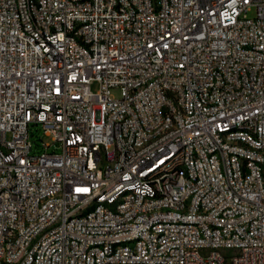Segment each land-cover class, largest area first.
Listing matches in <instances>:
<instances>
[{
    "label": "built area",
    "instance_id": "1",
    "mask_svg": "<svg viewBox=\"0 0 264 264\" xmlns=\"http://www.w3.org/2000/svg\"><path fill=\"white\" fill-rule=\"evenodd\" d=\"M0 264H264V0H0Z\"/></svg>",
    "mask_w": 264,
    "mask_h": 264
},
{
    "label": "rangeland",
    "instance_id": "2",
    "mask_svg": "<svg viewBox=\"0 0 264 264\" xmlns=\"http://www.w3.org/2000/svg\"><path fill=\"white\" fill-rule=\"evenodd\" d=\"M92 88L94 91H96L98 89V83H94L92 85ZM115 93L118 92L116 91ZM29 131H30V139L33 144V149L31 151V154L39 155L46 150L44 143L51 142V139L50 137L45 135L44 129L41 124H31L29 127ZM54 148L55 146L52 145L51 147H49V151H51Z\"/></svg>",
    "mask_w": 264,
    "mask_h": 264
}]
</instances>
